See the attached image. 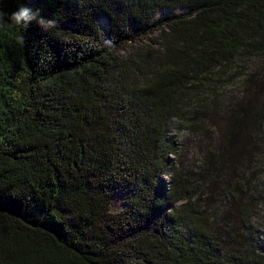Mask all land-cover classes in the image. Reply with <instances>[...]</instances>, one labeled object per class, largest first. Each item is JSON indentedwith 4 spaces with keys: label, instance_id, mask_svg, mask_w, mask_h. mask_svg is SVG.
I'll use <instances>...</instances> for the list:
<instances>
[{
    "label": "trees",
    "instance_id": "1",
    "mask_svg": "<svg viewBox=\"0 0 264 264\" xmlns=\"http://www.w3.org/2000/svg\"><path fill=\"white\" fill-rule=\"evenodd\" d=\"M0 12V264H264V0Z\"/></svg>",
    "mask_w": 264,
    "mask_h": 264
},
{
    "label": "rangeland",
    "instance_id": "2",
    "mask_svg": "<svg viewBox=\"0 0 264 264\" xmlns=\"http://www.w3.org/2000/svg\"><path fill=\"white\" fill-rule=\"evenodd\" d=\"M165 12H157L156 16L161 15ZM99 28L103 30L105 28L106 21L104 19H99ZM186 135V134H185ZM197 136L188 135L186 138L182 140V145L180 147L179 151V158L181 161L184 162H190V161H196L198 159L199 153L201 149L204 147L203 141L200 139L198 142ZM123 206V194L122 192L115 191L112 195L111 201H110V210H118ZM258 220L261 221V226H259V229L257 230L258 236L261 239H264V203L260 204L259 210H258ZM261 250H264V246L261 245L259 247Z\"/></svg>",
    "mask_w": 264,
    "mask_h": 264
},
{
    "label": "clouds",
    "instance_id": "3",
    "mask_svg": "<svg viewBox=\"0 0 264 264\" xmlns=\"http://www.w3.org/2000/svg\"><path fill=\"white\" fill-rule=\"evenodd\" d=\"M4 13L0 12V16H3ZM38 16L37 12H34L28 6H19L15 11H13L9 17L10 21L15 25L27 24L33 20H36ZM42 26H52L53 21H45L43 18H40L38 21Z\"/></svg>",
    "mask_w": 264,
    "mask_h": 264
}]
</instances>
